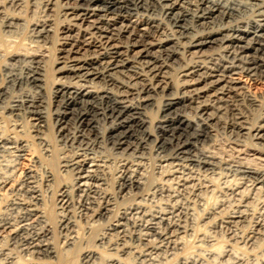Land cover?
<instances>
[{
    "label": "bare ground",
    "instance_id": "obj_1",
    "mask_svg": "<svg viewBox=\"0 0 264 264\" xmlns=\"http://www.w3.org/2000/svg\"><path fill=\"white\" fill-rule=\"evenodd\" d=\"M3 39L14 45L0 52V113L17 127L31 122L27 132L46 157L55 134L60 173L70 178L59 190L61 211L78 192L88 197V225L110 221L97 245L107 244L109 256L90 248L82 264H129L133 253L143 264H159L179 255L200 226L225 227L255 253L264 239V165L216 161L201 145L221 130L231 143L264 155V95L251 89L264 83V0H0ZM24 43L33 51L20 54ZM42 50H51L47 62ZM31 145L0 133V150L17 159ZM113 163L111 192L103 186ZM12 167L0 190L17 193L9 201L15 212L0 215V237L20 241L26 264H60L61 253L81 241L78 220L61 214L59 246L34 171L17 182ZM45 177L50 186L55 174ZM243 226L248 232L238 235ZM201 233L198 241L213 243ZM210 249L205 254L213 256ZM225 254L229 264L243 259L232 248ZM195 255L175 264H204V254ZM0 260L18 263L6 248Z\"/></svg>",
    "mask_w": 264,
    "mask_h": 264
},
{
    "label": "rangeland",
    "instance_id": "obj_2",
    "mask_svg": "<svg viewBox=\"0 0 264 264\" xmlns=\"http://www.w3.org/2000/svg\"><path fill=\"white\" fill-rule=\"evenodd\" d=\"M24 44L27 46H25ZM24 44H23L24 45L23 48L20 47V50L18 49L20 54H26L28 52L33 51L32 47H29V45L26 43ZM13 45L14 43H12L9 40H5V39L0 40V52L5 49H12ZM38 53L41 54L42 59L46 62L49 59V55L51 56V50L50 52L49 50H42V51H39ZM56 53L57 51H53V54H56ZM55 66H56L55 63H52V62L48 63V67L51 69L55 68ZM51 76H52V73L48 75V79H49L48 85L51 84L50 83ZM251 89L253 92L258 94L259 96L264 95V83H261V82L253 83L251 85ZM154 108H155L154 110H156L155 106ZM155 116L156 115L151 114L150 117H148V124H149L148 126L154 125ZM15 120L17 119L8 118L6 117V114L0 113V133L17 134L25 138L27 141H29V143L32 144L31 145L32 148L29 152L25 153V155L20 159H17L15 156V153L13 152H7V151L2 152L0 150V153H1L0 154V178L2 175L11 172V170H9L10 165H13L12 168H13V171H15L13 172V178L17 182H23V180L27 178V173L30 169L34 171L33 175H35V178L33 180L35 182L33 183V185L37 186L36 189L37 188L40 189L42 192V195L44 196L41 208L45 212L47 219H49L48 224L50 228L52 229L51 235L54 237L55 242H57L59 246L62 245V242L64 240V237H63L64 231H62L61 233L60 223H59V219L62 217L61 214L67 213L69 216H72L71 217L72 219L76 218L78 220L77 221L75 219L78 224L77 225L78 229L77 228L76 229L79 232L78 235L79 237H81V241L80 243L76 245V247L73 249L71 253H68V254L61 253L62 258H60V262L58 263L60 264H66V263L67 264H82L83 262L82 258H83L84 253L86 250L90 248H97L98 252L102 255V257L106 259L109 256L108 254L110 253L106 249L107 244L105 245L103 244L101 246H97V245H98V238L101 237L104 234V232H108L109 229L111 228L110 221L108 222V219L99 220L98 221L99 223L95 222L91 226L86 223L87 217L85 214L87 210L83 207V205L88 197L86 195L81 196L79 195L78 192H74V194L72 195V198L68 202L70 204L68 207H66V210L63 212L59 209V207L61 206V203L59 202L60 201L59 190L62 188V186H64L63 185L64 183L70 180V178L68 176H63L64 174L60 173V170L58 167L59 157H57L60 151L56 143L55 134L53 133V131L49 133V138L53 145L52 146L53 155L46 157L43 154L42 147L38 145L37 140L33 139L30 133L27 132L31 130L30 127L32 126V123L29 121H25V120L19 121V124L24 125V127L21 128L19 126L18 127L16 126V122H14ZM51 121L52 120L50 119V125H51ZM15 127H16V131H14ZM227 136L228 135H226L221 130H217V131L212 130L208 141H206V143L202 144L201 145L202 147L201 146L200 147L204 151H210L211 153L213 151L212 154L216 153L215 154L217 155L215 159L216 161H222V162L227 161L232 164L234 163L239 164L240 162H248V161L254 160L257 163H261L264 165V155L257 154L253 151H246L245 148H242L241 146L235 143H231L230 137H227ZM37 158H40L39 162L37 163L33 162ZM153 160L154 158H151V161ZM235 161H237V163ZM116 170H117V165L116 163L115 164L113 163L112 167L110 168L111 173L108 172L106 174L107 175L106 176L107 185L103 186L104 188L108 187L109 189L108 188L107 189L110 190L111 192L115 190L114 189L115 188L114 175H116V172H117ZM47 171L54 172L55 178H56V179L54 178V181L51 182L50 186H48L46 182L45 176H46ZM15 194L17 193L16 192L13 193L7 189L0 190V215L7 214V213L13 214L15 212L12 206L9 205V201L15 196ZM19 194H22V195L24 194L26 198H29V195L26 194L25 191H20L18 192V195ZM91 196H95V193H92ZM249 228H250L249 226L241 227L238 230V235H240L243 232L247 233ZM201 232H204L206 235H208V238H212L213 243L211 242L208 243V241L203 240V239L198 241V237L202 235ZM191 235H189L190 237L187 236V240L184 242V246L182 247V250L181 251L179 250L180 252L179 255L173 254V255H169L168 257L166 256L167 258L165 257L162 258L159 264H175L176 260L178 259L180 255H186V254L188 256L189 254H192V256H194V254L196 255L198 254L199 256L200 254L202 255L204 254L203 255L204 257L201 255L203 257L204 264H229L231 262V258L228 256V254H225V253H227V251L231 248L233 249L234 252H238L239 256L243 258L241 263L239 264H263L261 258L264 256V239L259 242V244L257 245L258 247L257 246L254 247L255 253H253L254 251H250L251 248H249L247 245L244 244L245 245L244 246L243 243H235V241L232 239V235L230 234V231L227 230V228L225 227H218V228L209 227L208 229V226L207 227L200 226L199 229L196 230L194 235L193 234ZM18 241L19 240H16L14 241L15 242L14 243L9 237H5L4 239L0 237V248H6L14 256H17L18 263L16 264H26L27 262H29L28 259L30 256H27L28 254L27 255L25 254V252L23 251L22 245L20 244V241L19 242ZM128 242L129 243L131 242L133 246L136 245L135 247L137 250H141L145 248V245L138 241L128 240ZM207 248L209 249L213 248L215 252L213 256L205 254L208 252V250L205 252ZM59 250L61 251L62 248H59ZM125 258L127 262L129 261L128 262L129 264L130 263L131 264H143L141 259H139L138 256L136 255V253H133L132 255L130 254L126 256ZM0 261L2 262V260Z\"/></svg>",
    "mask_w": 264,
    "mask_h": 264
}]
</instances>
